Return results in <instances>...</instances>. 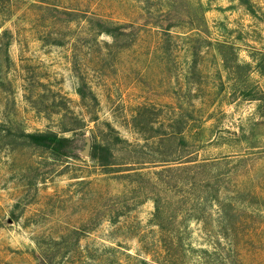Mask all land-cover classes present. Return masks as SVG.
Segmentation results:
<instances>
[{
	"label": "rangeland",
	"instance_id": "1",
	"mask_svg": "<svg viewBox=\"0 0 264 264\" xmlns=\"http://www.w3.org/2000/svg\"><path fill=\"white\" fill-rule=\"evenodd\" d=\"M0 264H264V0H0Z\"/></svg>",
	"mask_w": 264,
	"mask_h": 264
},
{
	"label": "trees",
	"instance_id": "2",
	"mask_svg": "<svg viewBox=\"0 0 264 264\" xmlns=\"http://www.w3.org/2000/svg\"><path fill=\"white\" fill-rule=\"evenodd\" d=\"M98 22V34H107L112 38H117L116 33L110 29L107 25L97 19ZM8 32H4L7 35ZM81 97H83L82 91H79ZM24 138L31 146L45 149L59 158L67 157L72 151V142L70 139L59 137L54 133H38V134H23ZM91 157L94 161L102 166H109V159L113 157V151L110 147L101 144H95L92 147ZM110 164V163H109Z\"/></svg>",
	"mask_w": 264,
	"mask_h": 264
}]
</instances>
